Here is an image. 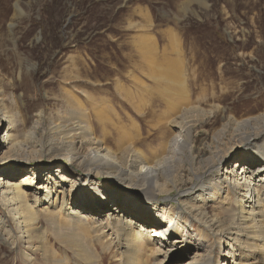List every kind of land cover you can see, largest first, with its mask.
Listing matches in <instances>:
<instances>
[{
    "label": "rangeland",
    "instance_id": "rangeland-1",
    "mask_svg": "<svg viewBox=\"0 0 264 264\" xmlns=\"http://www.w3.org/2000/svg\"><path fill=\"white\" fill-rule=\"evenodd\" d=\"M185 91L190 104L198 106L190 114V123L199 119L192 130L199 156L206 155L204 144L212 141L225 115H239L250 108L263 111L264 0H0V110L12 119L5 121L0 113V173L12 171L15 175L10 179L26 178V183H33L36 175L30 170L46 174L53 165H60L66 173H74L72 194L82 190L89 197L82 227L65 223L63 210L58 219L62 225L57 227L49 214L61 206L64 197L75 203L69 183L58 188L59 197L50 204L43 203V191L35 193L36 183L27 187L28 202L40 201L30 222L35 224L30 236L0 199V264H188L210 255L208 264H232L233 260L264 264L263 251L254 254L252 246L244 243L242 248L224 237L220 248L221 229L217 237L206 239L199 222L185 220L179 226L182 238L195 247L193 254L180 257L186 252L180 245L185 243L175 238L169 249L177 251L163 255L140 252L130 261L116 245L117 233L108 220V214L120 208L113 200L122 202L114 191L120 190L122 197L128 194L124 185L105 173L91 177L98 182L96 193L86 184L81 188L79 181L87 182L82 176L87 170L77 161H68V151L57 160L48 158L54 161L48 167L40 166L37 157L27 162L24 155L6 153L7 131L22 140L37 121L36 135L48 138L53 122L62 120L70 126L77 115L104 146L119 153L121 142L124 153L135 147L153 159L169 144L173 125L180 120L186 123L179 118L188 105L181 93ZM215 106L218 111L211 115L202 113ZM224 142L234 145L237 138L226 136ZM181 174L185 188L186 169ZM46 184V180L39 182L41 188ZM90 193H108L104 199L113 201V206L98 207L103 199ZM169 193L179 195L175 189ZM208 206L206 211L219 216L223 229L233 226L218 204ZM177 211L176 207V218Z\"/></svg>",
    "mask_w": 264,
    "mask_h": 264
},
{
    "label": "bare ground",
    "instance_id": "bare-ground-1",
    "mask_svg": "<svg viewBox=\"0 0 264 264\" xmlns=\"http://www.w3.org/2000/svg\"><path fill=\"white\" fill-rule=\"evenodd\" d=\"M182 78L180 76V79ZM179 84L182 87L185 86L184 81H180ZM181 93L184 94V99L188 105L184 112L180 113L179 118L186 119V123L180 119L177 121L175 117L177 122L174 125L171 124L175 129L174 135L169 144L166 142L162 146V152L156 154L153 159H149L150 157L143 150H138L135 147L132 149L133 152L124 153L125 147L121 142L118 144L119 153L122 152L119 157V153L109 145L104 146L103 140L97 138L93 128L85 122V119L83 120L77 115H73L74 121H69L72 123L70 126H66L62 120L53 122L48 130L49 133L51 132L48 138L47 136L38 137L36 135L37 121L28 129L25 138L22 140L17 139L13 133L7 131L5 138L9 147L6 153L15 152L17 156L24 155V159L28 162L31 157H37V161L48 158L57 160L58 156L68 151L69 157L70 154L71 157L75 156L78 165L87 170L82 175L87 182L84 183L82 179L79 181L81 188H86L87 185L89 191L96 193L95 184L98 182L91 177L96 178L105 173L124 185L123 187L128 191V194L122 197L120 190L114 191L117 197H121L122 202L118 201L117 203L116 200H113L114 204L120 208L108 214L110 217L108 220L111 222L113 231L117 233L115 236L116 245L121 249L124 257L130 261L140 252L163 255V253L170 254L177 251L174 248L169 249L172 246V239L175 238H181L180 242L185 243L180 245L186 250L180 254V257L182 255L190 256L195 247L192 248L191 244L182 238V230L179 226L181 220L199 222L206 239L209 236L217 237L216 235L221 229L220 248L224 237L241 247L244 246V243L252 246L251 251H254V254L263 251L264 259V109L260 111L257 108H250L248 111L240 112L239 115L230 113L225 115L223 124L214 129L212 141L204 144L206 155L199 156V147L192 135L194 125L199 119L195 118V122L190 123L192 121L190 114L197 110L198 106L195 108V105L190 104L186 91ZM204 111L202 112L204 115H211L218 111V106ZM1 114L5 121L11 122V116L7 112ZM226 136L230 139L237 138V142L234 145L227 144L224 142ZM170 152L174 153L176 157H173ZM242 158L244 165H241V171L238 172L237 166L240 165ZM50 162L51 165L54 164V161ZM59 166L53 165L52 170H47L49 172L46 174L43 170L40 172L38 169L30 170L32 176L36 175L34 179L37 181L33 183H26V178L10 179L11 176L14 177L15 175V172L12 171L0 173V199L17 222L16 224L21 226L23 232L25 231L29 236L31 227L35 225L34 222H30L32 216L36 214L37 208L35 209V207L40 201L28 202L27 187L31 185L35 187V183L38 186L35 193L44 192V204L53 203L59 197L58 188L60 186L64 187L69 183L71 187V202L75 201V203H68V199L64 197L61 200V206L57 207L56 205L53 208L54 211L49 210L51 213L48 214L55 222V226L62 225V222L58 221L59 213H62V210L63 218H66L64 222H68L69 226L82 227L86 223L83 213L86 210L84 207L88 206L89 197L86 191L82 190L76 195L72 194L75 187L74 182H72L74 173H66V170L63 171V168L61 169ZM184 169L187 172L188 183H186L185 188H182L183 176H181V172ZM43 180H46L47 184L41 188L39 182ZM102 189L107 188L103 185ZM173 189L179 191L178 196H172L169 193ZM163 193L166 196L162 197V205H159V199ZM107 194L104 193V195ZM90 195L100 200L103 199L102 205H97L98 207L113 206V201H106L104 195L91 193ZM140 199L142 202H137ZM173 201H177V206H174ZM119 202L123 205H119ZM210 202L215 205L218 204L221 211L226 213V220L233 224L232 227L223 229V221L221 222L219 216L209 215L206 208L209 207ZM103 203H107V206ZM99 204L101 203L99 202ZM176 207L178 218L175 216ZM2 222L4 221L2 220ZM66 236L71 237L72 235ZM211 257V255L208 256V259L204 261L194 258L188 264H208ZM241 261L245 262V260ZM167 263L168 261H165L163 264ZM234 263L238 264L233 260L232 264ZM168 264H181V262L173 261ZM239 264L242 263L239 262Z\"/></svg>",
    "mask_w": 264,
    "mask_h": 264
},
{
    "label": "built area",
    "instance_id": "built-area-1",
    "mask_svg": "<svg viewBox=\"0 0 264 264\" xmlns=\"http://www.w3.org/2000/svg\"><path fill=\"white\" fill-rule=\"evenodd\" d=\"M68 158H69V155H68ZM73 158H75V156L71 157V159H68L69 161H75ZM40 163V166H44V167H48L51 165V162L48 161V159H45V160H42V161H39ZM82 186V185H81ZM107 204V203H106Z\"/></svg>",
    "mask_w": 264,
    "mask_h": 264
},
{
    "label": "trees",
    "instance_id": "trees-1",
    "mask_svg": "<svg viewBox=\"0 0 264 264\" xmlns=\"http://www.w3.org/2000/svg\"><path fill=\"white\" fill-rule=\"evenodd\" d=\"M42 167H44V166H42Z\"/></svg>",
    "mask_w": 264,
    "mask_h": 264
}]
</instances>
